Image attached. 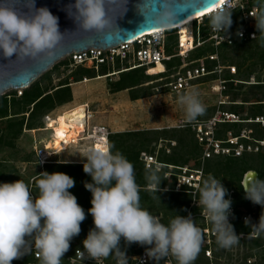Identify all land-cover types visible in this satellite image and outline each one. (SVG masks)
<instances>
[{"label":"rangeland","instance_id":"rangeland-1","mask_svg":"<svg viewBox=\"0 0 264 264\" xmlns=\"http://www.w3.org/2000/svg\"><path fill=\"white\" fill-rule=\"evenodd\" d=\"M260 2H264V0H260ZM233 3H240L245 9L247 7L251 8L246 3V0H233ZM253 7H258V10H260L258 0L257 4ZM240 13L232 11V23L227 29L229 32H233L243 25V22L239 19L241 18V16L239 17ZM201 20H194L191 25H187L180 31L164 33L165 42L169 48V52L166 51V54L173 55L177 52V39L181 36L183 37L185 32L190 29L195 34H198L201 40L206 39L211 33L212 27L210 26L209 17L203 21ZM201 48L200 50L188 53V57L183 61H189L193 56H201L203 58L215 53L220 65L235 68L234 72L223 70L220 77L224 80L241 81L236 84L232 83L233 85H229L226 82L225 94H227V100L234 103L221 106V110L236 113L242 119L251 120L256 116L264 118V46H261L259 37L253 41L244 40L240 43L235 42L233 45L225 48H213L209 42H206ZM169 63L178 65L182 61L179 58H173ZM131 64L132 62L130 61H115L113 64L106 65L105 70L103 67H99L96 71L89 69L85 65L74 66L71 64L69 56H65L35 81L43 91L67 82L71 101L62 105H56L58 100L54 97V90H50L48 93L53 94L54 98H52L55 103L52 109L55 108L54 110L62 112L66 110L74 112L80 105L87 104L93 114L92 122L103 124L111 130L113 134H111V142L114 146L113 152L118 151L124 157L131 155L135 159V162L132 163L136 169L135 174L143 175L142 180L141 176L137 175L140 180L135 178L136 183L138 185L142 183L143 185V182H146V168L141 165L143 154H152L157 156L161 161H166V156H171L178 163L187 161L186 163L188 164H194L200 157L201 148L195 140L193 131L187 126L188 123H184L186 125L184 128H176L180 123H183V112L176 102L178 95L183 92L177 93L170 90L167 85L171 80L170 77L168 79L164 77L159 78L158 74L162 72V68H154L149 72L145 69L143 71L130 72L128 66ZM171 66L169 65L168 67L169 74L175 71ZM139 73L140 75L138 76ZM136 83L139 84L136 85ZM213 85H215V82L211 78L205 77L199 79L191 89L187 90H195L205 106V113L196 120H207L215 114L219 95L216 91L212 90ZM120 87L128 88L119 90L118 88ZM20 90L23 91V89H9L0 95L7 96L8 98L6 108L7 114H9L8 118H11L7 121L0 119V183H11L20 179L27 184L29 177L36 172L35 166L32 165V134L23 131L26 122L22 125L21 132H15L19 131L22 117H20L21 114L18 117L12 114L16 112L17 105H24L23 102L21 103ZM14 93L16 95L15 100L9 103V98ZM2 106L3 104L1 103L0 109ZM4 107L2 108L4 109ZM45 111H48V109ZM40 114L41 112L38 113V117L36 118L38 122ZM23 118L26 120L28 113H25V117ZM29 121L30 117L28 123ZM244 130H251L252 133L250 135L255 139L264 138V125L256 123L237 125L217 124L215 131L219 138H223L228 131L236 135L241 134ZM114 133H120V137H113ZM39 135L45 134L39 133ZM171 142H174L175 146H172ZM85 149L84 146H75L64 152H60L55 159L61 163L47 166L46 172H62L70 177H76L80 173L87 176L85 177L86 182H91V177L83 172L81 157ZM166 149H169V154L166 152ZM204 164V170L207 169V173L205 172L203 179H206L209 174L218 180L220 179L221 184L227 189L225 198L231 199L234 202L239 197L236 188L238 179L244 171L254 172L256 174L255 180L257 179V173H262L264 180V147L257 153L245 154L240 158L225 159L219 157L207 160ZM76 165L80 166V169H74ZM161 179L159 187H162V189L158 191H152L148 188L147 182L145 187L140 188L144 189L140 190L139 193L140 206L152 215L157 214L168 219L172 216L173 212L176 214L181 213L180 206H182L181 204H183L185 197L179 194L174 195L175 193L165 190L172 188V181L166 180L163 176ZM163 180H165V185L162 184ZM84 183L82 185L77 184L75 188H79L75 190L73 187L69 189V192L73 194L74 191H77L81 199H88L91 193L85 189ZM72 189H74L73 193ZM34 190L36 192L35 195H37V189L35 188ZM185 200L186 203L189 202V198H185ZM249 206L252 208L254 218L257 221L260 217L258 215L261 214V211L258 209L259 205L251 203ZM234 208L235 211L245 212L244 206ZM80 228L79 235L70 241L69 249L82 246L83 239L86 238L89 230L93 228L92 220L82 222ZM234 231L239 235V242L236 245L229 249H222L216 245L210 259L205 256L203 247L201 246L200 253L193 264H264V256L260 250L261 244L264 243V232L257 238H249L244 237V233L239 230ZM251 231L250 227L249 234H251ZM255 241L257 245L253 244ZM120 247L134 249L139 247V245H125L122 239Z\"/></svg>","mask_w":264,"mask_h":264},{"label":"clouds","instance_id":"clouds-1","mask_svg":"<svg viewBox=\"0 0 264 264\" xmlns=\"http://www.w3.org/2000/svg\"><path fill=\"white\" fill-rule=\"evenodd\" d=\"M29 13H18L14 8L0 5V56L5 59L35 57L52 49L61 39L57 18L45 8H36L31 0ZM259 12L252 15L255 21V39L264 46V2ZM77 21L86 30H103L109 26L104 0H75ZM209 16L215 31H227L231 26L233 0H217ZM152 17L158 28L170 26L175 13L167 10ZM204 16L200 17L202 19ZM175 29V28H174ZM166 30H164L165 32ZM177 31V30H176ZM183 112V123H192L205 113V106L195 90L177 97ZM113 145L88 147L82 158L83 172L91 177L84 187L91 193V228L82 241L83 250L77 249L81 260L89 259L102 264L113 256L116 264H127L125 245L137 244L145 248L146 256L154 264L171 256L176 264H193L204 240L201 228L189 214L176 215L167 225L140 206V186L136 183L134 167ZM160 166H148L145 180L152 191L159 190ZM37 195L22 180L0 183V264H12L35 250L39 264H61L70 248V241L78 236L85 210L69 192L74 180L62 172H42L34 181ZM196 202L215 235L217 245L229 249L239 242V235L229 223L231 199H226L227 189L211 174L198 186ZM245 199L264 209V180L256 179L244 188ZM251 235L264 232V211L258 222L245 219Z\"/></svg>","mask_w":264,"mask_h":264},{"label":"built area","instance_id":"built-area-1","mask_svg":"<svg viewBox=\"0 0 264 264\" xmlns=\"http://www.w3.org/2000/svg\"><path fill=\"white\" fill-rule=\"evenodd\" d=\"M234 4V3H233ZM234 10L241 12L240 21L243 25L237 28L233 32L227 31H215L211 30V33L206 39H200L198 34H195L193 30H189L188 48L182 45V42L177 39V52L173 55L166 54V42L164 36V30H161L155 34H146L140 36L130 42L120 43L115 46H111L104 50L96 48H88L80 52H72L69 55V60L74 66H86L89 69L98 70L99 67L113 64L115 61L120 62H132L128 66V70L136 68H144L148 72L151 69L156 68L158 65L162 66V72L167 73L168 63L173 58L181 59L182 63L178 65L172 64L171 68H174V73L169 74L170 81L167 83L171 91L174 92H186L191 89L199 79L209 77L215 85L212 86V90L216 91L219 95L217 102V108L215 114L207 120H195L192 123H188V127L194 133L195 140L201 148L200 157L194 164H181L174 165L170 163H164L158 160L157 156L152 154H143L141 160L145 168L148 166L155 167L160 166V173L166 180L172 181V188L165 189L178 194H186L189 196V202L183 217H187L191 214L192 219L197 227L201 228L204 234V240L202 243L203 252L207 258L212 257L213 249L216 247L215 235L210 230V225L202 214L201 209L197 206L196 202L199 199L198 186L202 183L205 176L204 162L210 159L219 157H233L238 158L244 154H253L259 152L264 147V138H253L250 134L251 130H244L241 134L233 135L231 132H226V136L219 138L216 135L217 124H243V123H256L264 125V118L262 116H256L254 119H242L240 116L233 112H227L221 110V106L234 103L227 100V94H225V84L227 80L220 77L223 70L235 71L234 67L222 66L219 64L217 55L210 54L206 57L196 60L183 61L188 57V53L201 47L204 43L209 42L213 48H219L221 45L231 46L235 40H255L252 36L256 33L255 21L252 15L258 13V7L244 8L240 3L234 4ZM203 21V20H201ZM179 37V34H178ZM190 39V40H189ZM206 62V63H205ZM210 65H208V64ZM160 72V73H162ZM109 75V74H108ZM241 81L234 80V83H240ZM22 90L19 91L21 94ZM62 111L52 110L44 113L40 118V126L34 129H27L24 125L23 131L32 134V146L31 152L33 154L32 165L35 166L36 172L29 177L27 185L33 196H35L34 181L41 177L42 172L46 171V166L57 165L61 163L56 160V156L60 152H64L69 148L84 146L88 147H103L105 144H109V138L112 134L111 130L103 125L92 122L93 114L87 104H83V117L78 120L77 128H68L70 131H74V135L67 133V138H63L61 144H66L65 148L58 151L54 146H49V143L53 141L55 129L57 127V121ZM186 124V123H185ZM186 125L180 123L176 128L181 129ZM37 133V134H36ZM44 133L45 135H39ZM253 142V143H251ZM172 146L174 142H171ZM175 146V145H174ZM169 153V149H166ZM235 208L231 205V214L229 215V223L231 224L236 220ZM161 223V215H153ZM245 219L250 220L251 223H256L254 213L245 211L238 218V221L245 225ZM167 223H163L167 225ZM245 237L257 238L251 234H243ZM83 250V246L75 248L71 255L66 258V264H98L97 261L85 259L81 260L76 255V250ZM260 250L264 256V243L261 244ZM127 264H154V261L149 259L145 254V248L142 247L138 252L127 253ZM30 257V258H29ZM38 260L35 250L32 253L12 261V264H37ZM161 264H176V261L171 256L163 258L159 261ZM249 263V261H248ZM102 264H116V260L113 256H109L104 259Z\"/></svg>","mask_w":264,"mask_h":264},{"label":"water","instance_id":"water-1","mask_svg":"<svg viewBox=\"0 0 264 264\" xmlns=\"http://www.w3.org/2000/svg\"><path fill=\"white\" fill-rule=\"evenodd\" d=\"M75 0H34L36 8L47 9L57 18L61 39L50 50L35 57L5 59L0 56V95L7 90L25 89L61 58L72 52L88 48L106 49L134 40L146 32L159 30L152 17L167 10L175 13V26L186 19L207 10L217 0H104L109 26L103 30H86L77 21ZM0 5L27 14L32 8L31 0H0ZM163 27V28H167ZM167 28L163 30H172ZM256 174L247 172L242 181L243 189L255 180Z\"/></svg>","mask_w":264,"mask_h":264},{"label":"trees","instance_id":"trees-1","mask_svg":"<svg viewBox=\"0 0 264 264\" xmlns=\"http://www.w3.org/2000/svg\"><path fill=\"white\" fill-rule=\"evenodd\" d=\"M246 3L248 4V6L249 7H253V6H255L256 4H257V0H246ZM209 16H204L203 18H202V20H204V19H207ZM174 31H176L175 29H172V30H166L165 31V33H172V32H174ZM200 32V31H199ZM202 38H204V37H202ZM242 41H244V40H242V39H237V40H235V42L236 43H240V42H242ZM246 41H253V40H246ZM234 42V43H235ZM202 47V46H201ZM201 47H199V48H197V49H195V50H200V49H202ZM225 47H228V46H225V45H221L220 46V48H225ZM166 51L167 52H169V48H168V46L166 45ZM198 55V54H197ZM199 58H201V56H197V57H192V59L191 60H196V59H199ZM170 66L172 65V64H170V63H168ZM169 65H168V67H169ZM103 67V69L105 70V66H102ZM169 69V68H168ZM144 70V68H136V69H133V70H129L130 72L132 71H143ZM103 74H106V73H103ZM103 74H100V75H103ZM140 75V73L138 74V76ZM159 75V78H161V77H164V78H166V77H168L169 76V73L167 72V73H159L158 74ZM92 77H94V76H92ZM227 82V84L229 83V85H233L232 83H234V80H232V79H229V80H227L226 81ZM37 82L36 81H34L30 86H28L27 88H25V89H23V91L21 92V103L23 102L24 103V105L23 106H20V105H17V109H16V112L15 113H13L12 115H14V116H16V117H18V115H20L21 114V116L20 117H22L21 118V123H20V128H19V131L17 130V131H15V132H21V130H22V125L23 124H25V122H26V124H25V126H26V128L27 129H34V128H37V127H39L40 126V120H39V122H38V120L36 121V118L38 117L37 115H38V113L39 112H41V114L39 115L40 116V118H41V116L44 114V113H46V112H49V111H52V110H54V109H52L53 108V105L55 104L54 103V97L58 100L57 102L58 103H56V105L57 104H59V105H62V104H64V103H67V102H69V101H71V95H70V91H69V85H68V83L66 82V83H64V84H60V85H57L56 87H54V88H51V89H49V90H46V91H43L42 89H40L39 87H38V85L36 84ZM137 84H139V83H136V85ZM118 85V84H117ZM260 85V84H259ZM120 86V85H119ZM118 86V87H119ZM133 86H135V85H133ZM126 88H128V87H120V88H118L119 90H123V89H126ZM50 90H54L53 91V93H55V96L53 97L52 95L53 94H51V93H48ZM118 90V91H119ZM64 94V95H63ZM61 95V96H60ZM15 93H14V95L13 96H11L9 99V103H10V101H13V100H15ZM53 97V98H52ZM8 98H7V96H0V105H1V103L3 104V106H5L4 107V109L1 107V109H0V119H5L6 121L7 120H9V119H11V118H8V116H9V114H7V104H8V100H7ZM2 101V102H1ZM55 105V106H56ZM48 109V111H45L44 112V110H47ZM25 113H28V118L25 120L23 117H25ZM35 116V117H34ZM29 117H30V121H29V123H28V120H29ZM13 118V117H12ZM24 119V120H23ZM230 125H237V124H230ZM113 135V134H112ZM112 135H110V138H109V144H111L112 142H111V136ZM113 137H120V133H114V136ZM112 137V138H113ZM111 145H113V143L111 144ZM112 151H114V148L112 149ZM195 154V153H194ZM33 155V154H32ZM245 155V154H244ZM128 156H130V157H128ZM126 155L125 156V158L128 160V161H131V163H134L135 162V159L131 156V155ZM243 156V155H242ZM241 156V157H242ZM132 157V158H131ZM137 157V156H136ZM225 159H236V158H233V157H224ZM238 158H240V157H238ZM132 159V160H131ZM158 160H159V158H158ZM171 160V161H170ZM161 161V160H160ZM161 162H164V163H170V162H172V163H170V164H174V165H181V164H186V162L187 161H183V162H181V163H178L175 159H173L171 156H166V161H161ZM141 165H142V167L144 166L143 165V163L141 162ZM48 166H51V165H48ZM47 167V166H46ZM134 167V166H133ZM243 168H245V167H243ZM74 169H76V170H78V169H80V166H75L74 167ZM144 169V168H143ZM246 169V168H245ZM47 170V169H46ZM135 167H134V172H135ZM242 170H244V169H242ZM144 171V170H143ZM206 173H207V169H205L204 170ZM46 172V171H45ZM245 172H247V171H244L243 173H242V176H240L239 177V179H238V184H237V186H236V188H237V190H238V193H239V197H238V199L237 200H235L234 202H232L231 203V205L232 206H234V207H237L238 208V206H244V209H245V211H249V212H252V208L249 206L252 202L251 201H249V200H247V199H245V195H244V189H243V186H242V183H241V181H242V179H243V175L245 174ZM76 173H78L77 171H76ZM160 174V176L162 177L163 175H162V173H159ZM136 176H135V178H137L138 180H140L139 178H138V176H141V180L143 179V175L142 174H135ZM138 175V176H137ZM85 177H87V176H85L84 174H80L79 173V175L77 174L76 175V177L75 176H72L71 178L74 180V189L76 190V189H78L79 187H77V188H75L76 187V185L77 184H79V185H82L84 182H86L85 180H86V178ZM40 178V177H39ZM38 179V178H37ZM257 179H260V180H263V174L262 173H257ZM76 180V181H75ZM164 182H162V184L163 185H165L164 183H165V180H163ZM240 181V182H239ZM144 184L142 185V183H140V188H142V187H145L146 186V182H143ZM74 189H72V193H73V191H74ZM159 189H162V187H159ZM141 190H144V189H141ZM35 191V190H34ZM145 191H147V190H145ZM164 191V190H163ZM162 192V191H161ZM165 192H167V191H165ZM170 193H174V192H172V191H170ZM35 194H36V192H35ZM178 195V193H175L174 195ZM73 195L76 197V199H77V203L85 210V214H86V218H85V220L83 221V223L84 222H86V221H89V220H92V216L88 213V209L91 207V203H90V200H91V195H90V197H88V199H85V200H83V199H81L80 198V196L77 194V191H74V193H73ZM179 195H181V196H184L185 198H189V196L188 195H186V194H179ZM185 198L183 199V204H181L182 206H180V214H176L175 212H173L171 215V217H169L168 219H165L163 216H162V222L163 223H167V222H169L172 218H174L176 215H180V216H182L183 214H184V212H185V210H186V207H187V205H188V202L186 203V200H185ZM258 209L261 211V213H262V211H264V209H262L261 208V206H258ZM176 210V209H175ZM177 211V210H176ZM241 212L240 211H238V210H236V213H235V216H236V220L234 221V222H232L231 223V225L233 226V228H234V230H239V231H241L242 233H244V234H249V231H250V227H248V226H244L243 224H241L239 221H238V218L241 216ZM258 214H260V213H258ZM261 215V214H260ZM260 215H258V216H260ZM245 237V236H244ZM253 244H256L257 245V242L255 241V242H253ZM77 248V247H76ZM142 248V246H139V247H137V248H134V249H131V248H128V247H121V250H123V251H125V252H127V253H135V252H138L140 249ZM75 249V247H73V248H71V249H69L68 250V252H66L65 254H64V256H63V260H62V262H61V264H66V258L69 256V255H71L72 254V252H73V250ZM29 256V255H28ZM30 258V257H29ZM36 263L37 264H39V260H36ZM158 264H161L160 262H158Z\"/></svg>","mask_w":264,"mask_h":264},{"label":"bare ground","instance_id":"bare-ground-1","mask_svg":"<svg viewBox=\"0 0 264 264\" xmlns=\"http://www.w3.org/2000/svg\"><path fill=\"white\" fill-rule=\"evenodd\" d=\"M213 6H217V3L214 4ZM213 10H214L213 7H210L207 10H205L203 12H200V13H198V14H196V15L188 18V19H186L185 21L175 25V26H171V27H167V28H176L177 31H180L183 28H185L187 25H191L192 22L196 18L205 16V15H210L213 12ZM167 28H162V29H159V30H152V31L146 32L143 35L155 34V33L160 32L161 30L167 29ZM188 32H189V30L187 32H185L183 37L182 36L179 37V40L182 42V45L185 48H188V46H189L187 38H190V36H189ZM156 68H162V66L158 65ZM18 89H22V88H18ZM82 117H83V104L80 105V107H77V110H75L74 112L69 111V110H66V111L62 112L59 115V118H58V121H57V127L55 129L53 141H51V143H49V146H54L56 149H58V151L64 149L66 144L62 145L61 141L63 140V138H67V133L68 132H69L70 135H74L75 132L72 131V129L79 127L77 125V122H79L78 120H80ZM75 126H77V127H75ZM70 127L72 129L69 131L68 128H70Z\"/></svg>","mask_w":264,"mask_h":264},{"label":"snow or ice","instance_id":"snow-or-ice-1","mask_svg":"<svg viewBox=\"0 0 264 264\" xmlns=\"http://www.w3.org/2000/svg\"><path fill=\"white\" fill-rule=\"evenodd\" d=\"M97 147H100V146H97Z\"/></svg>","mask_w":264,"mask_h":264},{"label":"crops","instance_id":"crops-1","mask_svg":"<svg viewBox=\"0 0 264 264\" xmlns=\"http://www.w3.org/2000/svg\"><path fill=\"white\" fill-rule=\"evenodd\" d=\"M41 123V122H40ZM169 154V153H168Z\"/></svg>","mask_w":264,"mask_h":264}]
</instances>
